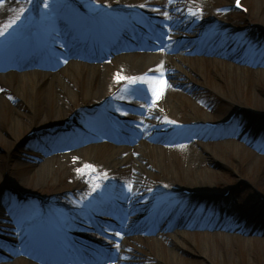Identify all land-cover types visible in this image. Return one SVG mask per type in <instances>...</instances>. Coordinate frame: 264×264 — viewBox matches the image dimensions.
Segmentation results:
<instances>
[{
    "label": "bare ground",
    "instance_id": "6f19581e",
    "mask_svg": "<svg viewBox=\"0 0 264 264\" xmlns=\"http://www.w3.org/2000/svg\"><path fill=\"white\" fill-rule=\"evenodd\" d=\"M40 1L48 3L52 9L56 10L55 7L57 5L51 3L53 1ZM145 1L100 0L99 7L96 10L97 20L93 21V26L89 24L90 20H85L86 26L79 37L87 38L92 36L94 33L91 28L96 26L104 27V33L110 34L116 30L127 28L133 23L136 24L133 28H137L139 23L146 24L143 17L146 12ZM161 1V4H163L164 1ZM213 1L189 0V6L196 7L202 4L203 13L209 10L212 12L209 11L210 15L202 18L197 15V11L189 7L182 21L171 23L170 33L166 38L167 41L173 42L180 38L179 31L181 29H198L201 32L199 38L208 41L209 44H212V41H217L218 45L223 44V40L218 38L219 33L217 30L222 32L227 24L219 21V11L216 8H207ZM34 5V8H38L40 21L25 27V34L12 44L5 45L6 42L0 45V154L3 156L0 159V175L4 176L8 172L11 163L12 145L26 142L28 140L25 136L27 132L41 130L48 126L55 130L64 125L66 120H71L73 123L78 119V113L90 105H95V107L89 112L90 117L88 118L87 126L94 127L97 125L98 111L106 112L107 104L119 99L123 110L116 108V111L120 113L119 118L122 119V122L130 125L134 138L129 139L124 133H116L114 131L111 135V140L115 144L106 141L103 146L95 149L91 154H88L84 146L82 147V144L86 142L85 137H80V141H84V143L75 144L76 146L70 145L68 150L57 151L62 153L63 159L66 157L71 159L69 165H72V168L82 172V175L79 174L77 178L72 180L74 188L70 193L75 195L76 198L64 208L62 206L47 208L39 204L43 206L45 212L39 210L37 204L32 203L30 204L31 207H29V214L24 217V212L21 213V211L27 212L26 209L22 208L17 211L12 216L10 225L9 235L13 239L11 244H5L2 247L0 264H15L10 253L15 251L18 254L21 251L17 249V246L22 244L25 236L32 234L34 238H37L40 245H45L43 242L46 241L48 235L63 230L62 225L64 223L57 219L58 216L61 218L63 215L62 210L67 209L68 215L77 220H79L81 210H87V219H93V212L88 211V204L92 200L99 202V208L106 206L108 209L111 206L117 211V205H119L123 216L112 215L110 218L120 217V220L123 219V222L121 221L123 224L120 225L122 234H129L127 236L128 239L126 237L125 239H118V241L108 243L105 238L97 234L93 235L92 239L95 238L101 242L108 249L109 255L117 257L119 264H134L138 261L140 249L138 245L133 244L139 238L133 236L130 232L132 224L140 221L141 225L138 231L142 232V229L146 231L145 225L148 222L157 218V222L160 224L159 231H161L164 229L162 224L168 217L166 221L169 223L173 221L183 226L182 228H187L189 220L176 221L172 218L169 219L170 213H178L182 216L191 215L202 199L215 196L208 185L207 178L200 173L190 178L189 182L187 181L188 186H181L179 182L178 170L190 177V171L200 168L204 161L208 159L212 161L214 158V152L207 150L199 141L193 140L194 134L190 132L191 128L195 127V123L199 120H204V117L197 119L188 116L189 114L182 107L177 111L173 99L175 100V97L183 99L184 95L175 92L172 99L170 98L171 89L169 90V95L168 91L164 95L160 86H155L153 94L156 101L150 100V103L147 104L142 100V97L148 96L150 98L149 91H144L143 93L141 90L143 85L141 80L146 73L145 71L153 69L157 63L168 65L169 77L167 78V85L169 87L175 85L179 89H183L185 80L189 79V70L192 69L193 60L191 61L185 56L179 59L180 57L174 53H170L169 56L153 55V49H150L151 45L140 40L131 44L122 43L121 41H110L108 44L110 49L127 47V49L133 48V50L130 53L116 56L114 60L108 62H87V60L92 59L93 54L88 55L77 48L63 51L61 53L62 60L60 59L57 62L30 59L36 49L45 43V38L41 31L43 25L49 23L51 28L56 29L59 35L63 34L65 36L66 30L75 25V19L72 14L77 9L75 3H71L69 6L70 13L60 14L58 9L56 11L57 19H54L51 16L47 17L48 11L45 6L40 9L37 7L38 3ZM188 16H190L188 22L184 23ZM121 17H124V19ZM165 21L167 20L165 19ZM30 29H37L38 34L36 33L35 36L28 35L27 32ZM212 29L217 32L211 34ZM187 40L182 42L181 46H178L182 48L180 51L182 53L190 50L187 43L196 42L200 39L189 38ZM14 49L17 55L22 54L24 60H19L15 56L18 60L16 62L12 61L10 68L3 75L1 71L4 69L5 64L3 61L5 56L7 57L9 53L10 55L13 54ZM175 49L168 44L166 45V50L169 52H174ZM70 56L80 57L84 61L73 62L65 60ZM227 58L229 56L224 55L223 58L215 59L213 62L227 66ZM21 64L29 66L17 72L16 70L21 67ZM39 67L42 70H38L37 68ZM114 72L119 73L121 80L120 83L112 85L111 80L116 76ZM198 75L200 76L199 73ZM112 88H117V91L114 93ZM172 91H174L173 88ZM8 94L14 97L8 100ZM231 103H229L231 112L234 108L238 109L242 104L240 101L235 100L231 101ZM185 107L189 109L187 105ZM191 111L194 112L193 109ZM133 112H142L151 116L153 120H144L133 114ZM130 123H133V126ZM127 128L126 130H128ZM79 131L82 135L83 130L79 129ZM80 138L79 136L77 137L76 143H78ZM226 138H231L230 140H232L237 137ZM190 139L193 141H189ZM220 139L222 140V138ZM131 140H133L134 145L130 143L127 147L122 148L123 143H129ZM47 141L52 143V147H57L56 141L52 136L47 137ZM177 142H179V156L184 155L181 160L175 159L172 155V148L165 145H173V143ZM193 143L200 149V154L195 152V150H189V146ZM208 143H213V141L210 140ZM136 144L139 146H136ZM145 145L148 147L147 150L142 149ZM228 146L231 147L232 143H229ZM235 146L240 151L239 146L237 144ZM52 147L44 153L46 155L44 161L36 163L34 168H32L37 171L36 175L26 178L28 184L37 178L41 181L43 177L47 179L52 173H57L55 159L59 154L52 153L54 149ZM43 150L45 151L44 148ZM98 150L102 151L101 156H97ZM218 151L217 153H219ZM159 155H161L160 158ZM92 157L96 158V160H91ZM93 162L96 163L94 167L90 165ZM18 163L23 164L24 162ZM127 165L129 171L124 174V169L126 170ZM150 181H156L157 186L150 185ZM101 182H106L108 185L101 184ZM138 187L143 191H139ZM183 188L192 190L193 194L189 198L178 199L180 196L176 193V190ZM9 198L10 196L3 198L2 201L7 203L11 200ZM152 206L154 207L152 208ZM11 210L7 209V207H0V221L10 220L5 215H9ZM10 214H13V212ZM213 218L215 220L214 227H222L231 231L236 229V226L224 223L225 214L223 211L218 212L216 217L214 216ZM0 225L3 226L2 224ZM77 225L78 223L75 226L71 225L70 228L76 231ZM179 233V230H177L173 235L164 236V241L169 243V247H164L162 253L159 252L160 254L155 250L154 246L156 244L150 245V249H148L149 255L158 262L168 263V259L164 258L166 251L174 255L175 249L179 250L183 247L179 238L185 239L186 237ZM37 258V262H29L25 257L20 256L16 264H50L45 263V256ZM57 259L64 261L65 259L74 258L63 256L57 257ZM97 261L95 256L87 258V262L90 264H97ZM55 262L57 261L51 260V264H59Z\"/></svg>",
    "mask_w": 264,
    "mask_h": 264
},
{
    "label": "rangeland",
    "instance_id": "374dc122",
    "mask_svg": "<svg viewBox=\"0 0 264 264\" xmlns=\"http://www.w3.org/2000/svg\"><path fill=\"white\" fill-rule=\"evenodd\" d=\"M37 1L0 0V45L7 39L14 38L24 27L25 22L33 17V4ZM39 1L37 6L40 9L45 6L48 11L47 17L51 16L55 19L58 9L60 13H68L66 8L69 0H51L53 1L51 3L57 5L56 10L52 9L48 3ZM163 1V4H161V0L145 1V10L148 15L147 23L152 25L146 28L147 34L143 36L147 41L155 40L154 42H158L156 39L162 41L167 37V32H170L171 23L182 21L189 7L192 8V5H188L189 0ZM99 3L100 0H77V6L81 10L87 8L93 12L98 9ZM243 3L248 8L246 13L234 9L232 0H214L211 5L207 6V8H216L219 11L220 19H224L231 25V27L223 28L221 32L227 42L223 48L220 47L222 45L216 46L214 42L209 44L208 41L198 38V34H200L198 29H181L179 35L182 37L173 42H168L172 47H177L182 44V40L184 42L188 39L183 37L187 36L194 38V40L200 39L196 42L187 43L190 48L189 51L182 53L180 52L182 48H176L173 52L180 57L179 59L185 56L189 60H193L192 69L189 70V79L185 80L183 89H179L175 85H172V87L167 85L169 67L163 63H157L153 69L145 71L146 73L141 80L143 84L142 92H150V98L148 96L142 97L145 103H150V100L156 101L153 94L155 86H160L164 95L167 91L169 95L171 89L170 98L172 99L175 92L184 95L183 99L176 97L175 100L173 99L176 110L178 111L182 107L189 114L188 116L197 119L203 117L204 120L224 119L231 112L229 108V103L232 104L231 101H240L242 104L238 109L234 108L232 110V112H236V115L231 127L234 128L235 133L233 135L237 138L221 140L220 137L225 135L205 128L203 125L193 127L190 130L194 134L193 140L199 141L207 150L214 152V158L212 161L209 159L204 161L200 168H197L198 170L190 171V177L178 170L180 185L188 186L187 181L189 182L190 178L200 173L207 178L209 187L216 195L202 199L195 211L188 217L185 216L189 220L188 228L190 229L183 230L187 238H179L183 247L179 250L175 249L174 255L166 251L164 258L168 259V263L154 260L148 252L150 245L156 244L154 246L155 250L158 254L162 253L164 247H169V243L164 241V236L173 235L176 232L177 225L170 224L166 221L168 218L166 217L165 222L162 224L164 229L159 231L160 224L157 219H154L145 225L146 231L142 229V232H139L141 224L135 220L136 223L132 224L130 232L133 236L139 238L133 244L138 245L140 251L138 261L134 264H264V201L261 199H264V0H243ZM80 9L77 12L82 14ZM209 11H206L202 18L208 17L210 15ZM121 18L124 19V17ZM189 18L190 16L187 19L185 18L184 23H187ZM50 25L49 23L43 25V30H51ZM48 39L51 41L49 44L53 45L60 44L63 41L61 35L51 31H49ZM161 47L163 45H160L159 48ZM231 47H233L234 53H232L231 59L227 58V66L213 62L215 59L223 58L222 54H227ZM156 54L158 56L170 55L164 49L160 53H153V55ZM233 58L235 61L232 60ZM115 74L116 76L111 80L112 85L119 83L121 80L119 73ZM172 88L174 91H172ZM11 97L14 96L8 94V100ZM106 108L110 112L116 110V108L123 110L119 99L108 103ZM87 109L81 110L78 113V119L73 123H66V127H60L52 132H42L37 137L29 138L22 144L12 145L11 163L8 172L4 176L0 175L1 208L7 207V209H10L16 204L29 209L30 204L35 203L37 208L43 211V206H62L64 208L76 198L75 195L70 193L74 188L72 180L77 178L79 174L82 175V172L72 168V165H69L71 159L67 157L63 159L62 153L57 152L59 149L52 152L59 154L55 159L57 173H52L47 179L43 177L41 181L37 178L38 180L35 179L30 184L26 182V178L36 175L37 170L32 169V167L34 168L32 163L35 160L37 161L34 164L41 163L46 158L37 155L38 151L35 146L39 144V140L52 136L56 141L57 148L73 143L79 136L78 126H84L88 122L90 110ZM133 114L144 120H153L151 116L142 112H133ZM99 116H101L100 113ZM127 124L125 122L124 125L130 126ZM130 124L133 126V123ZM120 130L129 138L134 136L131 131ZM193 140L190 139L189 141ZM210 140L213 143H208ZM229 143H232L231 147L228 146ZM178 144L179 142L173 143V145H165L172 148V155L175 159L181 160L184 155L179 156ZM235 144L239 146L240 151H238ZM124 145L122 148L128 146ZM136 146L139 145L136 144ZM157 148L159 149V147ZM142 149L147 150V145ZM189 150H195L200 154V149L195 143L189 146ZM101 152L97 153V156H101ZM36 155L41 160L36 159ZM2 158L3 156L0 154V159ZM91 160L94 161L96 158L92 157ZM21 161L24 163L19 164L18 162ZM90 165L94 167L96 163L93 162ZM127 171H129L128 165L126 170L124 169V174ZM156 183V181H150V185H154V187L157 186ZM137 189L143 191L139 187ZM9 196L11 200L4 203L2 199ZM98 209L107 210V207L99 208V202L94 200L88 204V210L94 212L96 216H98L96 213ZM221 211L225 214L224 223L236 226L235 230L214 227L215 220L213 217H216L217 213ZM62 212V221L68 227L78 223L77 228L82 230L86 228V225H90L87 224L84 210H81L79 214L81 220L70 217L67 209L62 210ZM104 216L101 215L100 218L104 220ZM172 216L170 215L169 219ZM97 223L101 229L107 228L106 232L110 234L109 236L115 234L122 240L129 235L121 234L119 222ZM9 234L10 227H0V251L2 245L6 242L11 244L13 238ZM111 239L109 237L108 240L111 241ZM112 263L116 264L115 262Z\"/></svg>",
    "mask_w": 264,
    "mask_h": 264
}]
</instances>
